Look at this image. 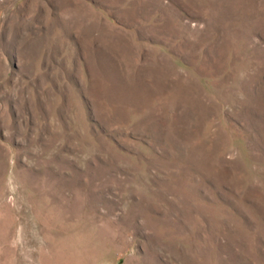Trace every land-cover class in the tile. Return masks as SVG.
Wrapping results in <instances>:
<instances>
[{"label":"rangeland","instance_id":"374dc122","mask_svg":"<svg viewBox=\"0 0 264 264\" xmlns=\"http://www.w3.org/2000/svg\"><path fill=\"white\" fill-rule=\"evenodd\" d=\"M0 264H264V0H0Z\"/></svg>","mask_w":264,"mask_h":264}]
</instances>
